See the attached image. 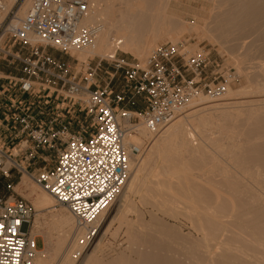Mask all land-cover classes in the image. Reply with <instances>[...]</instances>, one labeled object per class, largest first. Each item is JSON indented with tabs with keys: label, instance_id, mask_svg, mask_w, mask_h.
Segmentation results:
<instances>
[{
	"label": "built area",
	"instance_id": "1",
	"mask_svg": "<svg viewBox=\"0 0 264 264\" xmlns=\"http://www.w3.org/2000/svg\"><path fill=\"white\" fill-rule=\"evenodd\" d=\"M5 2L0 0V16ZM26 3V14L13 27ZM93 7L90 0H17L0 25V58L21 74L10 95L0 91L8 109L5 141L17 149L0 148V168L11 165L5 177L12 168L26 173L54 197L56 207L70 212L79 255L95 240L98 220L121 194L133 160L149 145H126L128 134L144 126L157 135L187 104L200 96L220 98L238 78L224 58L189 39L159 45L144 61L117 49L108 59L97 57L95 65L80 62L77 71L65 57L95 44L102 25L85 23ZM5 40L20 48L3 47ZM52 153L56 160L47 167ZM32 167L35 174L28 171ZM34 215L25 199L0 198V264H35Z\"/></svg>",
	"mask_w": 264,
	"mask_h": 264
},
{
	"label": "bare ground",
	"instance_id": "2",
	"mask_svg": "<svg viewBox=\"0 0 264 264\" xmlns=\"http://www.w3.org/2000/svg\"><path fill=\"white\" fill-rule=\"evenodd\" d=\"M120 1L90 0L94 6L93 12L85 23H101L102 30L92 47L74 54L79 62H87L96 57L108 59L117 49L144 60L156 45L176 43L185 31H208L199 25L186 24L174 12L170 14L171 8L168 5L164 9L157 8L156 0H136L137 6L126 13L128 20L118 28L107 29L103 19L109 11L119 6ZM217 1V35L230 38L234 48L244 50L246 59L254 50L263 63L264 0ZM16 2L6 0L0 25ZM28 8L29 3L21 7L18 20L12 23L13 27L19 25V20ZM163 14L169 23H164ZM154 16L156 20L160 19L158 25L155 21L152 26ZM160 20L163 22L160 23ZM155 25L159 28L164 26L162 29L166 30L156 32ZM150 27L154 28L153 31ZM210 37L218 40L214 34ZM118 43L120 45L116 48ZM233 61L237 71L244 73L238 61ZM251 75H246L249 82L254 79ZM248 84L240 89H229L217 99L200 96L183 107L174 121L157 135L151 134L144 126L138 127L137 134H128L126 145L141 147L145 141L149 145L142 156L133 160L121 194L98 220L99 236L87 247L84 259L77 261L82 257V252L79 255V248L72 247L75 220L68 211L57 216L54 230L48 231L46 245L51 257L36 258L35 264H52L55 258L58 264H104L98 256L101 254L102 238L114 222L125 221V214L132 207L129 199L131 194L138 195L142 201L154 199L160 209L171 212L172 216L178 206H184L189 212L195 213L198 225L193 227L201 234L199 242L202 244L197 246L190 243L192 245L189 246V241L186 243L185 239L182 242L189 247H181L183 243L178 244L181 240L174 243L171 237L175 234L167 225L162 228V234L166 237L171 231V236L167 238H171V241L162 239L155 244L153 241L154 251L149 253L139 250L135 261L118 257L108 264H264V89ZM223 138L229 141V145L232 142L229 151V147L227 150L222 148ZM208 144L215 145L219 154L232 165H222L214 156H208ZM207 165L209 167L206 170L204 167ZM195 172L202 173L204 177L206 174L209 176L204 179ZM23 176L28 177L26 173ZM20 186V190L26 187L30 190L28 197L36 216L54 209L56 202L52 195L39 188L28 187L26 178H22ZM138 233V236H131L132 240H139L146 248L151 247V244L148 246L150 240L148 243L141 241L143 230L140 229ZM161 250L164 254L159 252Z\"/></svg>",
	"mask_w": 264,
	"mask_h": 264
},
{
	"label": "rangeland",
	"instance_id": "3",
	"mask_svg": "<svg viewBox=\"0 0 264 264\" xmlns=\"http://www.w3.org/2000/svg\"><path fill=\"white\" fill-rule=\"evenodd\" d=\"M137 1L136 0H121L119 3V6L116 8H113L104 17L103 25L107 29L118 28L121 24H123L124 22H126L128 20L126 13L129 10H131L137 6ZM156 1H157V4H155V5L158 6L157 8L164 9L166 7V5L170 6V8H171L170 14H172L174 12L179 17V19L181 21H184L186 24H188V25L194 24L196 26L199 25L200 28H204V27L207 28L208 31L205 30L206 33L196 32V31H192V30L185 31L183 34L180 35L178 40H183V39L188 40L189 39L192 41V44H194L195 47L207 46L213 57L224 58L227 66L234 68L236 70V73L238 74V78L235 81H233L231 84V87H230L231 90L246 87L247 85H249L248 83H251L253 86L257 85L260 88L264 89V71H263L264 70V68H263L264 62L262 63L259 61L255 51L254 50L252 51V53L254 55L252 53H250L249 59H246L245 55H244V53H245L244 50L234 48L233 42L230 40V38L228 39V38H226V36H224V38H223V37H220L219 34L217 35V32L215 31V25H216V19L215 18L217 16V11L219 9L218 8L219 3L217 0H156ZM155 16H157V15H155ZM155 16H154V18H155ZM157 17L154 19V21L152 20L153 22L151 21L152 26L154 25L155 21H157L156 24L158 25V20L160 19V17L158 20H156ZM151 19H153V17H151ZM162 19H163V21H165L164 23H166V22L169 23L168 22L169 20L167 21L165 14H163ZM163 21L160 20V23H162ZM151 27L149 29H151ZM154 27L156 28V32L166 30V28H165V30H163L164 26L162 27L163 29L159 28L157 26L158 29H161V30H158L156 25ZM152 29H154V28H152ZM209 32H211V33H209ZM211 34H214L215 36H217L216 38L218 40L221 39V40H219L220 42L218 40H216L215 38L210 37ZM10 43H13V42H9L8 40H5V41H3L2 46L6 48L7 46H9L8 44H10ZM156 46H159V45H156ZM15 48H20V46L16 44ZM152 50H153V48L151 49V51ZM119 54L123 55L129 59H136L138 61H144L146 59V58H144V60H142V59L140 60V59L132 56L131 53L121 52ZM77 59L78 58H76V57H74V58L65 57V60L67 62L71 63L72 66L75 68V70L80 71L83 67H82V64L80 62L78 63L76 61ZM234 59L238 61L239 65L241 67H243L244 73H239L237 71L235 64L233 63ZM89 61L91 62L92 65H95L98 61V58L96 57L95 59H93V60L90 59ZM0 64L5 65L6 60H3V58H0ZM103 64H104V67H107V65H105L106 63H103ZM256 64H258L259 66ZM259 67H260V69H259ZM257 70H259V72ZM252 71H253V73L255 72L256 74H258L259 76L257 77V75L253 74ZM109 72L111 74L113 73L111 69L109 70ZM247 74H250V75L253 74L251 76H253L254 79L251 82H249V80L247 79V76H246ZM254 75H256V76H254ZM100 77L102 78L103 81H105V80L107 81V78L105 75L100 74ZM74 118H75V116L73 115V117L71 119V121H73V125H74L73 127L76 126V123H75L76 118L75 119ZM223 140H224V138L222 139V143H221L222 148L224 150L225 149L227 150L228 147L231 146L232 142L230 141V145H229V141H227V139H225L224 141ZM208 146H209L208 150H207L209 153L208 156L209 155L211 157L214 156L216 158L215 160L217 162H220L222 165H225V166L232 165V163L226 157L221 156L219 154L220 152L215 145H213V144L209 145L208 144ZM230 149H231V147H229V149L227 151H229ZM47 160L49 161L47 163V167H52V165L54 164V162L56 160V154L55 153L47 154ZM18 161H19V163L21 162L20 158L18 159ZM208 167H209V165H207V167L205 166L204 169L207 170ZM8 168H11V165H6L4 169L0 168V198H3V199H7L8 197L23 198L31 204V201L28 197L30 194V190H27L26 189L27 187L22 189V190L19 189L21 187L20 185H21L22 178H26V182L28 183V187H35V188H39L40 190H42V188H40V186L34 180H32V178L29 175H28V177L23 176L24 173L21 174L16 169H13V168L11 169V172L9 174L10 176L5 177L3 172L5 170H7ZM28 171L30 172V174H35V167L29 168ZM195 173H198L197 175L200 177H204V175L202 173H199V172H195ZM207 175L208 174H206L205 177H207ZM205 177H204V179H205ZM13 180H16V184L12 185V189H8L6 186L8 184H11ZM129 199H130V202H132V207H131V210L129 212H127L128 214H125V221L123 223L114 222L110 231L105 235V237L102 238L101 254H99L98 256H99L100 261H102L104 264H108L110 261H112L113 259H116L118 257H123L127 261H130V262L135 261V260H137L136 253L139 250L141 252L147 251L149 253H152L154 251L153 247H152L153 241H155L154 242V244H155L157 242H160L162 239L165 241H167V240L171 241V238L172 239L174 238L173 240H174V243H176V244L181 240L178 243V244L183 243L184 246L180 245L181 247H186V245H187V247H189L192 244L193 245L197 244V246H198V244L199 245L202 244L201 242H199V241H201V238H200L201 234L199 232H197V230H195L196 228H194L198 225L197 216L195 213L189 212L184 206H178L179 207L178 209L177 208L174 209V214L172 216L171 212L163 211V209H160L157 205V202L154 199L149 200V201H142L140 199V197L138 195H135V194L129 195ZM54 205H55V207L53 210L44 211L41 214H39V216H36L37 214L35 213L34 217L31 220V225H32L31 231L34 234L33 236H35L37 239V246H38L37 260L49 259L51 257L50 252L48 251V248L46 245V239H47L48 231L54 230V228L56 226L57 216L63 215L64 213L68 212V210H66L65 208L56 207V203H54ZM31 206H32V204H31ZM154 213H156V214H154ZM151 215L153 216L154 220L151 217ZM157 223H159V224H157ZM167 225H169V226H167ZM193 225H195V226L193 227ZM144 226H146V227H144ZM166 226L171 229L172 234H175L170 239H167V238H169L171 236V234H170L171 231L168 232V234L163 232L167 235L166 237L164 234H162V228L166 227ZM140 229L143 230V232H144V234L141 237V241L144 240L146 243L151 241V243H148V246L151 244V247L149 246L150 248L149 247L146 248L145 244L139 242V240H137V241L132 240L131 236H134V235L138 236V234H139L138 232ZM153 231H154V235H153ZM157 232L159 235L157 234ZM53 233L55 235L56 231ZM179 233H181L182 235ZM178 234H179V236H178ZM184 234L189 239H187ZM98 236L99 235H97L96 238ZM179 237H180V239L178 240ZM96 238H95V240H96ZM182 240H185L186 243H188L187 242V240H188L189 246H188V244H185L184 241L182 242ZM190 240L193 242H190ZM194 242H196V243L194 244ZM190 243H192V244H190ZM131 244H135V245H131ZM72 247H73V249L76 248L74 243H73ZM159 252L162 253L163 251L161 250ZM85 253H87V252H84L82 254V257L80 259H78L77 261L83 260L84 256L86 255ZM73 254H75V252H73ZM163 254H164V252H163ZM56 259L57 258H55L54 260L51 261L52 264H58V261H57L58 259L57 260ZM81 262L82 261H80V263Z\"/></svg>",
	"mask_w": 264,
	"mask_h": 264
},
{
	"label": "crops",
	"instance_id": "4",
	"mask_svg": "<svg viewBox=\"0 0 264 264\" xmlns=\"http://www.w3.org/2000/svg\"><path fill=\"white\" fill-rule=\"evenodd\" d=\"M9 47L15 48L16 44H8ZM19 48H16V50ZM21 74L18 71V69L14 66H11L6 61L5 65L0 64V91L5 92V95H10L11 90L13 87L16 86V84L13 82V79L20 78ZM3 99V101H2ZM1 103L3 105L2 108H0V148H4L7 152L15 151L17 149L12 148L11 145L7 144L6 138H7V132H6V126L7 125V113L8 109L5 108V102L4 98H1Z\"/></svg>",
	"mask_w": 264,
	"mask_h": 264
},
{
	"label": "trees",
	"instance_id": "5",
	"mask_svg": "<svg viewBox=\"0 0 264 264\" xmlns=\"http://www.w3.org/2000/svg\"><path fill=\"white\" fill-rule=\"evenodd\" d=\"M12 183H13V184H12ZM12 183H11V184H8V185H14V184H16V180H13ZM8 185H7V186H8ZM7 186H6V187H7Z\"/></svg>",
	"mask_w": 264,
	"mask_h": 264
}]
</instances>
